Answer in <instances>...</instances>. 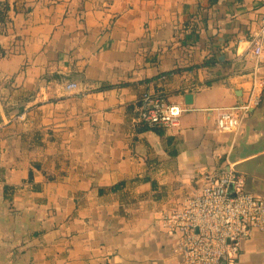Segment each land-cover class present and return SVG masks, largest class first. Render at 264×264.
<instances>
[{
	"label": "crops",
	"instance_id": "obj_1",
	"mask_svg": "<svg viewBox=\"0 0 264 264\" xmlns=\"http://www.w3.org/2000/svg\"><path fill=\"white\" fill-rule=\"evenodd\" d=\"M8 1L0 264H178L160 220L205 175L233 169L264 197V92L236 131L216 129L264 79V49L244 52L264 0ZM145 92L183 109L177 125L138 123ZM233 264H264V233Z\"/></svg>",
	"mask_w": 264,
	"mask_h": 264
},
{
	"label": "built area",
	"instance_id": "obj_2",
	"mask_svg": "<svg viewBox=\"0 0 264 264\" xmlns=\"http://www.w3.org/2000/svg\"><path fill=\"white\" fill-rule=\"evenodd\" d=\"M241 43V42H239ZM264 49V16L259 30L247 41L244 52L256 59ZM171 76V75H169ZM169 76L162 75L164 82ZM75 83L65 86L77 90ZM264 92V79L254 76L248 99L219 112L216 129L220 133L236 131L244 115L257 107ZM183 109L171 104L165 95L145 92L138 106V123L147 129H167L177 125ZM204 185L195 196L185 199L177 210L162 216L161 227L179 235L175 252L178 264H233L242 244L255 232L264 233V197L249 192L245 176L233 169L204 176Z\"/></svg>",
	"mask_w": 264,
	"mask_h": 264
},
{
	"label": "trees",
	"instance_id": "obj_3",
	"mask_svg": "<svg viewBox=\"0 0 264 264\" xmlns=\"http://www.w3.org/2000/svg\"><path fill=\"white\" fill-rule=\"evenodd\" d=\"M16 0L14 1L15 4ZM10 11V3L8 0L0 2V27L6 25L10 22L9 13Z\"/></svg>",
	"mask_w": 264,
	"mask_h": 264
},
{
	"label": "water",
	"instance_id": "obj_4",
	"mask_svg": "<svg viewBox=\"0 0 264 264\" xmlns=\"http://www.w3.org/2000/svg\"><path fill=\"white\" fill-rule=\"evenodd\" d=\"M191 99H192V96L191 95H186L185 96V101H186V103H190L191 102Z\"/></svg>",
	"mask_w": 264,
	"mask_h": 264
}]
</instances>
